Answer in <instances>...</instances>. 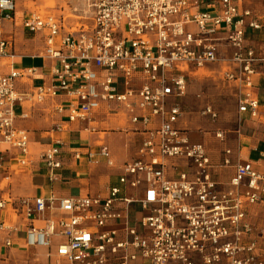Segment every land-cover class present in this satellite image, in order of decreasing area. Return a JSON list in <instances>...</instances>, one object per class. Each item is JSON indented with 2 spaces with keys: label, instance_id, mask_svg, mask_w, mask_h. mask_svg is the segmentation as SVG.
I'll return each instance as SVG.
<instances>
[{
  "label": "built area",
  "instance_id": "built-area-1",
  "mask_svg": "<svg viewBox=\"0 0 264 264\" xmlns=\"http://www.w3.org/2000/svg\"><path fill=\"white\" fill-rule=\"evenodd\" d=\"M85 1L89 23L68 27L65 14L39 9L22 19L26 32L42 36L41 56L54 65L50 82L31 90L17 82L37 68L0 73V154L13 153L0 159V173L9 179L11 162H36L29 130L17 125L29 117L18 113L25 104L50 100L67 120L47 131L50 141L37 154L50 182L60 177L67 154L84 157L59 135L68 123L86 122L84 129L95 131L96 116L117 107L141 141L119 167L105 143L87 152L90 163L98 154L119 170L118 185L105 195L1 194L3 248L21 247L16 242L23 231L24 246L46 251L45 264H264V230L247 218V208L264 201V170L239 157L223 188L213 178L206 146L177 126L190 74L216 63L223 65L221 78L235 84L239 115L264 120V38H256L264 36V0ZM15 11L16 0H0V58L15 56V39L4 28L16 21ZM200 112L219 119L212 104ZM215 136L225 139L224 131ZM177 158L193 170L169 177V162ZM135 210L141 213L136 220Z\"/></svg>",
  "mask_w": 264,
  "mask_h": 264
},
{
  "label": "crops",
  "instance_id": "crops-1",
  "mask_svg": "<svg viewBox=\"0 0 264 264\" xmlns=\"http://www.w3.org/2000/svg\"><path fill=\"white\" fill-rule=\"evenodd\" d=\"M71 2L76 1L63 0L65 5L49 7L57 14H65L68 27L77 24V20L85 18L86 15L88 18L89 15L87 10L82 7H74L72 11L71 6H69ZM72 12H75V14ZM7 24L11 27L13 25L16 27L18 26V22L16 21L14 23L5 22V31ZM11 32L9 33L6 31L7 34H11L15 39ZM18 36V39H15L14 45L15 56L9 59L0 58V73H9L13 68L35 67L37 68L36 74L29 79L19 80L17 82V87L20 90H31L38 85L49 83L54 62L41 56L45 45L44 39L42 36L26 31L23 35L19 33ZM256 38L263 40V33L258 36L256 35ZM222 66L223 65L219 63L210 64L204 69L190 74L187 95L182 100L185 113L178 121L177 126L187 130L192 141L203 143L206 146L212 163L211 172L213 178L221 183L223 188H226L235 174V162L239 157L246 161H252L257 168L264 170V161L259 153L260 151H264V120H256L248 113L239 115L235 97V84L221 78L220 72ZM218 69H220L218 74L221 81L224 82L223 84H229V87L232 88L230 89L237 107H234V112L226 116L225 120L227 123H224L222 126L220 125L221 127L219 125H212L211 122H216L217 120H211V122H209L207 120L209 118L200 117V115L197 116L199 111H201L205 105L210 104V102L202 101L201 103L195 100L191 94V84L194 76L204 71H207V73H215ZM261 93H263V91L258 87L257 95L259 99L261 98ZM196 97L198 98L197 94ZM60 100L61 99H57V102ZM198 108H200L199 111ZM115 110L116 114H108L107 111L103 110L96 116L95 121L90 124L95 127V131L89 132L85 130L84 127L88 125L86 122L67 124V130L59 133V135L70 144V147H68L69 151H80L84 154V157L82 160H76L72 156V153L67 154L64 159V166L59 171L60 177L58 180L50 182L46 178L44 166L36 160L37 154L44 150L50 141L49 132L47 131L51 129L55 123H66L67 120L65 115H58L52 110V101L50 100L35 106L26 104L20 106L18 108V113H28L29 117L18 118L17 125L29 130L31 151L36 162L28 167H16L14 163L11 162V169H13V171L11 172L9 180L11 179L12 184L10 190L3 193H9L13 198L39 195L48 196L51 193H55L61 197L86 194H107L108 189L115 185L113 182V169L117 173H119V170L107 166L104 159L98 154L95 156L96 162L90 163L86 159L87 152L91 149L97 151L98 144H107V137L112 135L117 129L124 136L125 140L124 159H122L123 157L120 156L119 151H117L115 147V149L111 148L110 150L119 167L124 161L128 160V157L132 155V157H134L136 155V150L141 141V136L130 129L131 125L124 111L117 107ZM216 110L219 112L218 109ZM237 114L239 126L236 125ZM216 131H224V141L216 138ZM228 149L231 150L230 154L226 153ZM4 150L5 147L0 146V152ZM7 153H9L10 156L13 155L12 151L6 152L5 154ZM226 159L230 161V164H225ZM192 170L193 168L190 161L177 158L169 162L167 174L169 177H178L180 171L191 172ZM3 179L5 180V178ZM263 208L264 201L247 208L248 220L262 230H264V210H261ZM10 218L11 217L8 216V220Z\"/></svg>",
  "mask_w": 264,
  "mask_h": 264
},
{
  "label": "rangeland",
  "instance_id": "rangeland-1",
  "mask_svg": "<svg viewBox=\"0 0 264 264\" xmlns=\"http://www.w3.org/2000/svg\"><path fill=\"white\" fill-rule=\"evenodd\" d=\"M65 5L63 3V0H16V11H15V19L16 22H18V26L16 27L13 25L12 27L8 24L6 26V31L9 33H13L15 39H18V34L20 33L23 35L25 32L24 28L22 27V19L24 15L34 9H39L43 12L51 11L53 12V9H50L49 7ZM69 6H71L72 11L74 7H82V4H79L77 2H71L69 3ZM75 14V12H72ZM89 16L87 18V15L85 18H82L80 22L89 23ZM253 33V32H251ZM255 34V33H253ZM17 44V43H16ZM217 69V67H216ZM219 71L216 70L215 73L208 72L207 71L198 73L197 76L193 77V81L191 84V94L195 98V100H198L202 103V101H209L210 104H213L216 109L219 110V119L216 122H211V120L207 119L209 122L212 123V125H223L224 123H227L226 116L230 114L231 112H234V107H236V102L234 100V97L232 96L231 87H229V84H223L224 82L221 81V78L219 77ZM231 88V89H230ZM257 92V91H256ZM196 94H201L200 98L196 97ZM262 95V93H261ZM237 108V107H236ZM200 108H198V111ZM236 112V110H235ZM115 113V112H114ZM116 114V113H115ZM202 116L200 111L197 116ZM237 126H239V119L237 114ZM220 126V127H221ZM124 136L121 134L120 131L117 129L115 132H113L112 135L107 137V145L111 149H115L119 151L120 156H122L124 159ZM115 147V148H114ZM133 156V155H132ZM131 156V157H132ZM131 157H128L127 159H130ZM4 159L5 161L10 158V154H0V159ZM105 169V168H104ZM107 169V168H106ZM5 174H0V194L3 192H7L10 190L11 187V179H3ZM118 173L113 169V182L115 185H118L117 181ZM261 210H264L261 209ZM141 213L139 211L135 210L132 212V217L134 220H136ZM4 233L0 232V264H45L46 259V251L43 249H35V248H28L24 246V232L21 231V233L17 236V242L20 243L21 247H15L13 249H3L4 241L3 237Z\"/></svg>",
  "mask_w": 264,
  "mask_h": 264
},
{
  "label": "bare ground",
  "instance_id": "bare-ground-1",
  "mask_svg": "<svg viewBox=\"0 0 264 264\" xmlns=\"http://www.w3.org/2000/svg\"><path fill=\"white\" fill-rule=\"evenodd\" d=\"M77 3H81L83 5L84 9H86V10L89 9L88 8L89 4L85 0H79V1H77Z\"/></svg>",
  "mask_w": 264,
  "mask_h": 264
}]
</instances>
